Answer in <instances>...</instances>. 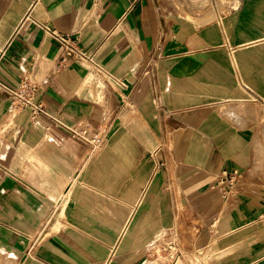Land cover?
I'll use <instances>...</instances> for the list:
<instances>
[{"label": "crops", "instance_id": "0c3cea01", "mask_svg": "<svg viewBox=\"0 0 264 264\" xmlns=\"http://www.w3.org/2000/svg\"><path fill=\"white\" fill-rule=\"evenodd\" d=\"M262 215L264 0H0V264H264Z\"/></svg>", "mask_w": 264, "mask_h": 264}, {"label": "built area", "instance_id": "2783aa9c", "mask_svg": "<svg viewBox=\"0 0 264 264\" xmlns=\"http://www.w3.org/2000/svg\"><path fill=\"white\" fill-rule=\"evenodd\" d=\"M42 30L50 39L55 41L60 48V56L56 64V70H61L69 65L78 64L86 66L89 70L98 73L102 71L94 60V53L79 47L73 38L60 34L47 26L42 27ZM39 88V85L29 78H22L14 88L4 87L3 89L11 100V111L29 113L32 119L45 116V108L37 99ZM67 130L72 138L89 143L92 146V150H97L102 145L101 137L98 134L88 139L85 129L78 130L77 128H67ZM237 178L236 176H231L228 177L227 180H220L219 184L227 182L229 185H232L236 183ZM260 219L264 221V215H262Z\"/></svg>", "mask_w": 264, "mask_h": 264}, {"label": "rangeland", "instance_id": "374dc122", "mask_svg": "<svg viewBox=\"0 0 264 264\" xmlns=\"http://www.w3.org/2000/svg\"><path fill=\"white\" fill-rule=\"evenodd\" d=\"M168 245L164 244V246H162V248L159 250V254L157 256V258H160V256H162L163 258L164 257H167L169 256V253H168ZM163 263L162 264H167V261H162Z\"/></svg>", "mask_w": 264, "mask_h": 264}]
</instances>
